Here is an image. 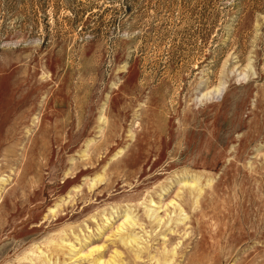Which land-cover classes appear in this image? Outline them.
I'll return each instance as SVG.
<instances>
[{
	"label": "rangeland",
	"instance_id": "obj_1",
	"mask_svg": "<svg viewBox=\"0 0 264 264\" xmlns=\"http://www.w3.org/2000/svg\"><path fill=\"white\" fill-rule=\"evenodd\" d=\"M0 264H264V0H0Z\"/></svg>",
	"mask_w": 264,
	"mask_h": 264
}]
</instances>
